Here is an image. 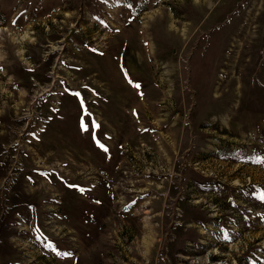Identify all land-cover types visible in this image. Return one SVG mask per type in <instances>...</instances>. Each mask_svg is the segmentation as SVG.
<instances>
[{
	"label": "rangeland",
	"instance_id": "obj_1",
	"mask_svg": "<svg viewBox=\"0 0 264 264\" xmlns=\"http://www.w3.org/2000/svg\"><path fill=\"white\" fill-rule=\"evenodd\" d=\"M0 264H264V0H0Z\"/></svg>",
	"mask_w": 264,
	"mask_h": 264
}]
</instances>
